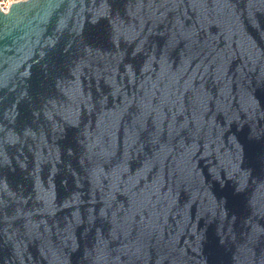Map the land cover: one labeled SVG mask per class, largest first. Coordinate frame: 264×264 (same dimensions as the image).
<instances>
[{"label": "water", "instance_id": "95a60500", "mask_svg": "<svg viewBox=\"0 0 264 264\" xmlns=\"http://www.w3.org/2000/svg\"><path fill=\"white\" fill-rule=\"evenodd\" d=\"M0 264H264V0L0 9Z\"/></svg>", "mask_w": 264, "mask_h": 264}, {"label": "built area", "instance_id": "2783aa9c", "mask_svg": "<svg viewBox=\"0 0 264 264\" xmlns=\"http://www.w3.org/2000/svg\"><path fill=\"white\" fill-rule=\"evenodd\" d=\"M19 1H25V0H0V9L4 12H7L11 4Z\"/></svg>", "mask_w": 264, "mask_h": 264}]
</instances>
